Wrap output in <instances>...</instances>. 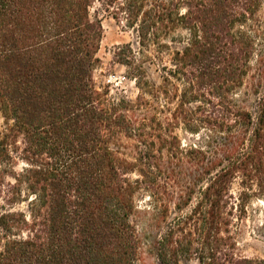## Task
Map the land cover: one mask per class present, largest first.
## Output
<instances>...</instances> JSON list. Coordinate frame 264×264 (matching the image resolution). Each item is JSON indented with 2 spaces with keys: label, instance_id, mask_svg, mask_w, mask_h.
<instances>
[{
  "label": "trees",
  "instance_id": "trees-1",
  "mask_svg": "<svg viewBox=\"0 0 264 264\" xmlns=\"http://www.w3.org/2000/svg\"><path fill=\"white\" fill-rule=\"evenodd\" d=\"M95 1L0 0V264H264L236 240L264 199V0H100L137 32L133 100L94 85Z\"/></svg>",
  "mask_w": 264,
  "mask_h": 264
},
{
  "label": "rangeland",
  "instance_id": "rangeland-1",
  "mask_svg": "<svg viewBox=\"0 0 264 264\" xmlns=\"http://www.w3.org/2000/svg\"><path fill=\"white\" fill-rule=\"evenodd\" d=\"M91 17H98L101 21L103 33L99 45L97 56L99 62L93 70V79L96 89L106 95L109 99H117L125 97L133 100L138 92L134 80L128 74V68L118 62L114 57V51L117 46L127 44L132 50L137 53L139 49L137 32L134 28L126 26L123 17L116 19L112 16L110 10L103 6L100 0H96L89 8ZM186 35L182 29H178L175 33ZM168 40L163 37L161 42L166 43ZM156 44H151L147 53L153 55L154 49H157ZM162 61H147L145 66L149 79L158 83L161 66L168 64L169 55L163 52ZM2 118L0 116V125ZM181 141V146L197 143L196 135L176 129ZM125 143V152L131 153L132 147L129 141ZM165 152V150L163 151ZM165 157V153H164ZM15 171H20L24 163L20 160L16 161ZM132 177H137L135 174ZM138 204L144 205L148 200L147 194L140 191L138 195ZM23 205V204H22ZM21 205V206H22ZM237 247L240 254L250 258L264 260V199H252L246 207V214L237 225ZM148 262H153L154 259L145 255ZM155 264V263H154ZM183 264H197L194 259H191Z\"/></svg>",
  "mask_w": 264,
  "mask_h": 264
}]
</instances>
